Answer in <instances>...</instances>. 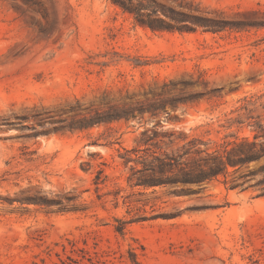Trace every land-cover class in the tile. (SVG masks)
<instances>
[{
	"label": "rangeland",
	"instance_id": "rangeland-1",
	"mask_svg": "<svg viewBox=\"0 0 264 264\" xmlns=\"http://www.w3.org/2000/svg\"><path fill=\"white\" fill-rule=\"evenodd\" d=\"M131 2L174 29L111 0H0V264H264V157L223 165L264 123V0ZM154 153L222 173L132 188Z\"/></svg>",
	"mask_w": 264,
	"mask_h": 264
},
{
	"label": "trees",
	"instance_id": "trees-1",
	"mask_svg": "<svg viewBox=\"0 0 264 264\" xmlns=\"http://www.w3.org/2000/svg\"><path fill=\"white\" fill-rule=\"evenodd\" d=\"M112 3L121 7L125 12H128L132 15H135L136 21L142 26H148L153 31H172L174 28L162 20L159 21H145L140 16V7L134 5L131 0H111ZM256 97L245 98L242 100L243 107L239 109V112L242 110L247 112L248 118H252L253 107L255 105ZM238 112V111H237ZM243 124V123H241ZM254 141H249L248 138L241 139L239 144H235L236 147L232 150L234 156H227L223 163L225 169L229 166L232 168H240L246 165H249L253 162L260 160L264 157V123L260 122L254 126ZM155 134V133H154ZM145 137L144 144L148 145L152 141V138L149 136V132L143 133ZM180 156H158L157 153H154L149 158L145 159V162L142 164L143 169L137 170L136 168L132 169L133 176L143 173H151L152 177L137 179L135 182L132 179H129V183L132 188H143V189H154L166 186H177L182 185L183 187H189L194 185L202 184L212 178L217 177L222 173V171H216L215 169H210L209 171L199 170V171H189L185 168H178ZM178 171V173H177ZM260 173L264 175V167L259 170ZM102 172H100L101 174ZM177 173V174H176ZM225 174H227L225 172ZM170 175V176H166ZM99 181V179H98ZM264 181V180H263ZM238 186H231L232 190L237 189ZM195 194V191L191 189H181L174 190L172 195L177 197L190 196ZM264 195V194H263ZM118 227H116V232L121 236L125 235L127 223L118 221ZM132 262L138 264L134 259L135 255L131 254Z\"/></svg>",
	"mask_w": 264,
	"mask_h": 264
}]
</instances>
